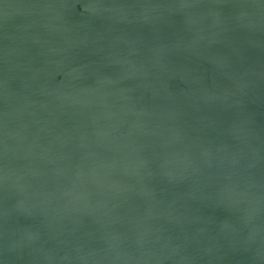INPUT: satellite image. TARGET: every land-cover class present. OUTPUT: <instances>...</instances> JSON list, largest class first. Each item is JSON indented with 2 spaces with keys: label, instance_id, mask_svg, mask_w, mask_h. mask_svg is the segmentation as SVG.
Instances as JSON below:
<instances>
[{
  "label": "water",
  "instance_id": "95a60500",
  "mask_svg": "<svg viewBox=\"0 0 264 264\" xmlns=\"http://www.w3.org/2000/svg\"><path fill=\"white\" fill-rule=\"evenodd\" d=\"M0 264H264V0H0Z\"/></svg>",
  "mask_w": 264,
  "mask_h": 264
}]
</instances>
